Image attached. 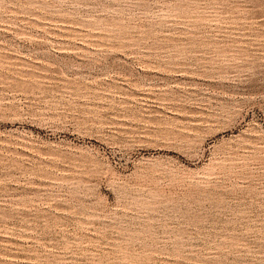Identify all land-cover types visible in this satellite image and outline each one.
Wrapping results in <instances>:
<instances>
[{
    "label": "rangeland",
    "instance_id": "obj_1",
    "mask_svg": "<svg viewBox=\"0 0 264 264\" xmlns=\"http://www.w3.org/2000/svg\"><path fill=\"white\" fill-rule=\"evenodd\" d=\"M0 264H264V0H0Z\"/></svg>",
    "mask_w": 264,
    "mask_h": 264
}]
</instances>
